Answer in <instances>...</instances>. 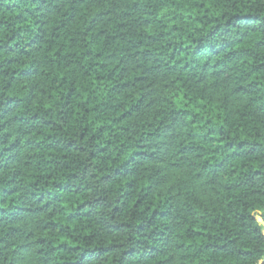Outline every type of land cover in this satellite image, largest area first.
<instances>
[{"label":"trees","instance_id":"trees-1","mask_svg":"<svg viewBox=\"0 0 264 264\" xmlns=\"http://www.w3.org/2000/svg\"><path fill=\"white\" fill-rule=\"evenodd\" d=\"M0 264H264V0H0Z\"/></svg>","mask_w":264,"mask_h":264}]
</instances>
